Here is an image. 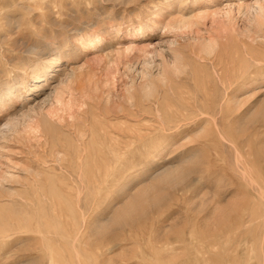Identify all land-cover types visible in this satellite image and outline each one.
<instances>
[{
	"label": "rangeland",
	"instance_id": "rangeland-1",
	"mask_svg": "<svg viewBox=\"0 0 264 264\" xmlns=\"http://www.w3.org/2000/svg\"><path fill=\"white\" fill-rule=\"evenodd\" d=\"M255 1L38 0L31 10H24L23 1L6 8L10 17L0 20V184L15 195L0 190V229L14 222L26 229L33 219L44 224L38 197L44 191L52 200V264H264V200L241 179L235 162L238 146L264 189V45L238 43L227 31L219 58L198 49V42L220 34L232 20L242 26L239 7ZM178 20L190 26H174ZM92 34L99 41L86 49L82 40ZM29 45L39 53L25 51ZM173 50L184 56V75L168 70V86L149 98L137 89L131 102L125 90L132 82L139 85L138 72L150 62V72L157 75ZM55 56L59 62L46 64ZM43 68L47 82L34 83L32 74ZM34 85H41L39 92ZM8 86L17 95L5 96ZM56 89L65 107L57 105ZM28 94L34 95L30 101ZM235 94L240 108L231 113L226 98ZM37 118L51 125L48 146L42 133L26 127ZM203 127L208 135L196 136ZM80 129L92 149L81 171L74 157L84 150ZM107 145L114 149L109 157ZM125 151L132 152L128 159L122 158ZM140 192L141 209L119 218ZM25 199L31 201L28 208ZM76 226L81 227L75 242L79 258L71 246ZM30 235L35 236L23 233L9 251L35 245ZM4 252L0 264L48 262L44 256L18 251L17 259Z\"/></svg>",
	"mask_w": 264,
	"mask_h": 264
},
{
	"label": "bare ground",
	"instance_id": "bare-ground-1",
	"mask_svg": "<svg viewBox=\"0 0 264 264\" xmlns=\"http://www.w3.org/2000/svg\"><path fill=\"white\" fill-rule=\"evenodd\" d=\"M24 3H26V5H24L25 6V8H24V10L25 9H34V8H32L31 6H33V5H31L32 4V2L33 3H35V2H37L38 0H0V20H2V19H8L9 17H10V15H9V13H7L6 12V8H14L15 6H17V5H21L23 2ZM27 1V2H26ZM39 1H41V0H39ZM238 14H240L241 15V19H243L244 20V22H243V25L242 26H236L235 27V24H234V20H232V18H230L231 20H232V22H229V24L230 23H232L231 25H228L227 27H225L222 31H221V33L220 34H218V35H214V36H210V37H208V38H205V39H203V40H201L200 42H198V49H199V53H201V54H204L205 56H207V57H211V56H215V58H216V56L219 58V56H220V53H222V46H223V43H222V39L224 38H226V36H227V31H230L234 36H235V38H234V40L235 39H237V42L239 43V41L240 42H242L244 45H246L247 44V42H246V40H249V42L251 43V44H255L256 46H262V45H264V2H262L261 0H256L254 3H252V4H248V5H246V6H240L239 7V9H238ZM231 17V16H230ZM44 18H45V16H44ZM46 19V18H45ZM44 19V20H45ZM12 21V20H11ZM14 21V20H13ZM12 21V22H13ZM48 21V20H47ZM49 21H50V19H49ZM234 21V22H233ZM238 23V22H237ZM13 25V24H12ZM237 25V24H236ZM239 25V24H238ZM10 26V25H9ZM174 26H177L178 28H186V27H189L190 25L189 24H187V21L186 20H178L177 22H176V24L174 25ZM12 38V37H11ZM231 39V38H230ZM21 41V40H20ZM82 41H84L83 42V46L86 48V49H89V48H92L98 41H99V36L97 35V34H92V35H90V36H88L87 37V39L86 40H82ZM227 41V40H226ZM236 41V40H235ZM235 41H233V42H235ZM1 42V41H0ZM53 42V41H52ZM232 42V41H231ZM227 43V42H226ZM28 44V43H27ZM61 44V43H60ZM225 44V43H224ZM234 43H232V45H233ZM47 45H49V44H47ZM52 45V44H51ZM50 45V46H51ZM54 45V44H53ZM230 45V44H229ZM231 45V46H232ZM239 45V44H238ZM244 45H243V47H244ZM44 46H45V44H44ZM233 46H236V42H235V45H233ZM240 46V45H239ZM249 46V45H248ZM25 47H26V45H25ZM246 47V46H245ZM38 48V47H37ZM46 48V47H45ZM224 48V47H223ZM226 48V47H225ZM231 48V47H230ZM233 48V47H232ZM231 48V49H232ZM235 48V47H234ZM237 48H238V46H237ZM236 48V49H237ZM22 49V48H21ZM26 50L25 51H28L29 53H39V51H37V49L35 48V47H31L30 45H29V47L28 48H25ZM40 49V48H39ZM236 49H235V51H236ZM239 49V48H238ZM241 49V48H240ZM240 49L238 50V51H240ZM247 49V48H246ZM16 50V49H15ZM234 50V49H233ZM42 51V50H41ZM221 51V52H220ZM226 51V50H225ZM251 51V50H250ZM27 52V53H28ZM240 53H242V52H240ZM235 54V53H234ZM223 55V54H222ZM225 55H227V54H225ZM238 55V54H237ZM200 56V55H199ZM239 56V55H238ZM237 56V57H238ZM240 56H242V55H240ZM225 57V56H224ZM224 57L221 59V60H223L224 59ZM237 57H235V58H237ZM59 56H55L54 58H49L50 60L49 61H46V64H55L58 60H59ZM202 58V57H201ZM205 58V57H204ZM244 58V57H243ZM19 59V58H18ZM165 59V58H164ZM203 59V58H202ZM226 59V58H225ZM13 60V59H12ZM217 60V59H216ZM229 61H230V59H228ZM234 60V59H233ZM237 60H240V59H237ZM224 61V60H223ZM241 61H242V59H241ZM21 62V61H20ZM59 62V61H58ZM222 62V61H221ZM243 62V61H242ZM241 62V63H242ZM226 63H228L229 64V62L227 61V59H226V61H225V64ZM237 63V62H236ZM240 63V62H239ZM48 64V65H49ZM233 64H234V62H233ZM246 64V63H245ZM44 65V64H43ZM148 65L153 69V66H151V63L149 62H147V64H146V66H144L143 67V69L141 70V71H139L138 72V76L140 77V79H141V81H140V83H139V85L138 86H136L135 85V83L134 82H132V84L131 85H129L128 87H127V89L125 90L127 93L126 94H128V99L131 101V102H133V101H135V94H136V91H140L141 92V94H142V96L144 97V98H149V97H153V96H155V94L158 92V89H159V87L161 88V87H166V86H168L169 84H170V76H169V74L167 73V71L168 70H170L172 73H173V75L175 76V77H178L180 74H183L184 75V72H185V69H186V64L184 63V56L182 55V53L180 52V51H178V50H173V52H172V57H171V61H169V62H167V61H163V63H162V70L156 75H154V74H152L151 72H150V70L149 69H151V68H148ZM220 65V64H219ZM224 65V64H223ZM231 65H232V63H231ZM235 65V64H234ZM237 66H238V64H236ZM243 65V64H242ZM37 67H38V65H36ZM246 66V65H245ZM36 67V68H37ZM235 67V66H234ZM50 68V67H49ZM62 68V67H61ZM60 68V69H61ZM188 68V67H187ZM221 68V67H220ZM230 68V67H229ZM232 68H233V65H232V67H231V70H232ZM240 68H241V65H240ZM35 69V68H34ZM38 69V68H37ZM44 70L43 71H39V72H36V73H34V74H32L33 76H32V78H33V82L34 83H40V82H43V83H46L47 82V78H46V69L47 68H43ZM151 69V70H152ZM223 70V69H222ZM225 70V69H224ZM255 70V69H254ZM37 71V70H36ZM229 72H230V70H228ZM192 73V72H191ZM138 76H136V77H138ZM199 76V75H198ZM195 77V76H194ZM203 78V77H202ZM20 79V78H19ZM51 79V78H50ZM136 79V78H135ZM135 79L133 80V81H135ZM213 79H215V78H213ZM69 81H72V80H69ZM69 81H68V83H69ZM132 81V80H131ZM203 82L205 81V80H202ZM264 81V80H263ZM15 82V81H14ZM17 82V81H16ZM194 82H195V79H194ZM199 82H200V80H199ZM202 82V83H203ZM261 82V81H260ZM32 83V82H31ZM68 83L67 82H63V86H66L67 87V85H68ZM72 83V82H71ZM17 84V83H16ZM42 84V83H41ZM48 84V83H47ZM46 84V85H47ZM138 84V83H137ZM199 84V83H198ZM204 84V83H203ZM7 85V84H6ZM19 85V84H18ZM43 85V84H42ZM46 85H43V86H46ZM35 86V85H34ZM50 86V85H49ZM195 86V85H194ZM196 86H197V84H196ZM203 86H205V84L203 85ZM9 87V86H8ZM18 87V86H17ZM33 87V86H32ZM48 87V86H47ZM200 87V86H199ZM202 87V86H201ZM23 88V87H22ZM35 88H36V92L38 91L39 92V90L38 89H40L41 88V85H37V86H35ZM45 88V87H44ZM170 88H171V86H170ZM205 87H203V89H204ZM258 88H259V86H258ZM30 89V88H29ZM138 89V90H137ZM183 89V88H182ZM182 89H180V90H182ZM179 90V91H180ZM244 90V89H243ZM246 90V89H245ZM260 90V89H259ZM15 91H17V90H15ZM22 91H24V90H22ZM32 91H33V89H32ZM44 91V90H43ZM164 91V90H163ZM172 91V90H171ZM198 91V90H197ZM207 91V90H206ZM1 92H2V90H1ZM29 92V91H28ZM201 92V91H200ZM208 92H210V91H208ZM207 92V93H208ZM215 92V91H214ZM242 92V91H241ZM244 92V91H243ZM26 93V92H25ZM202 93H203V91H202ZM3 94L5 95V96H8L9 98L10 97H14L15 96V94H14V86H11V87H9V88H7L4 92H3ZM24 94V93H23ZM30 94V93H29ZM28 94V96H27V98H26V101H30L33 97L32 96H34L33 94L32 95H29ZM163 94V93H162ZM181 94V93H180ZM238 94H239V91H238ZM17 95V94H16ZM236 95L237 94H235V95H231V96H227V98H226V105H227V108H228V111L229 112H231V113H233L234 111H236L238 108H240V103H239V101L237 100V97H238V95H237V97H236ZM20 96V95H19ZM23 96V95H22ZM180 96H182V95H180ZM8 97H6V98H8ZM25 97H26V95H25ZM32 97V98H31ZM51 97V96H50ZM162 97V96H161ZM19 98V97H18ZM36 98V97H35ZM55 99H56V103H57V105H60L61 107H65V104H64V102H63V97H62V91H58V89H56V91H55V97H54ZM138 98H140V97H138ZM193 98V97H192ZM12 99V98H11ZM11 99H9V100H11ZM24 99V98H23ZM141 99V98H140ZM143 99V98H142ZM182 99V98H181ZM185 99V98H184ZM2 100V95H0V101ZM13 100V99H12ZM128 100V101H129ZM139 100V99H138ZM148 100V99H147ZM156 100V99H155ZM170 100V99H169ZM191 100V99H190ZM25 101V100H24ZM34 101V100H33ZM144 101H145V99H144ZM183 101V100H182ZM181 101V102H182ZM196 101V100H195ZM138 102H140V100L138 101ZM146 102V101H145ZM165 102H167V99H166V101ZM130 103V102H129ZM170 103V102H169ZM183 103H184V101H183ZM193 103V102H192ZM24 104H25V102H24ZM134 104V103H133ZM140 104V103H139ZM146 104V103H145ZM166 104V103H165ZM171 104H172V102H171ZM131 105V104H130ZM159 105H160V103H159ZM167 105V104H166ZM170 105V104H169ZM190 105V104H189ZM196 105H198V104H196ZM203 105V104H202ZM140 106V105H139ZM165 106V105H164ZM172 106H173V104H172ZM133 107V106H132ZM131 107V108H132ZM198 107V106H197ZM123 108V107H122ZM130 108V109H131ZM144 108V107H143ZM142 108V109H143ZM171 108V107H170ZM62 109V108H61ZM124 109V108H123ZM127 109H128V107H127ZM129 109V110H130ZM138 109V108H137ZM193 109V108H192ZM31 112L33 113V112H35V107H32L31 109ZM132 110V109H131ZM141 110V109H140ZM157 110V109H156ZM207 110H208V108H207ZM133 111V110H132ZM132 111H130V112H132ZM139 112V111H138ZM144 112L146 113L147 111H145L144 110ZM36 113V112H35ZM120 113H125V111H123V112H120ZM126 113H128L127 111H126ZM134 113H136V112H134ZM148 113V112H147ZM182 113H184V112H182ZM235 113V112H234ZM262 114H263V112H261ZM26 114V113H25ZM129 114V113H128ZM156 114H158V113H156ZM22 115H24V113L22 114ZM122 115V114H121ZM124 115V114H123ZM130 115H132V114H130ZM148 115V114H147ZM167 115V114H166ZM229 115H231V114H229ZM28 116V115H27ZM27 116H25L24 115V117H27ZM183 116H186V115H183ZM158 117V116H157ZM160 118H161V116H160ZM183 118V117H182ZM96 122V121H95ZM97 123V122H96ZM95 123V124H96ZM98 124V123H97ZM211 124L213 125V126H215V127H217V130H218V125H217V123H216V119L215 118H213L212 119V121H211ZM9 124L7 123V125L6 126H8ZM11 125V124H10ZM29 125V124H28ZM90 125V124H89ZM99 126H100V124H98ZM87 126V125H86ZM98 126V127H99ZM102 126V125H101ZM100 126V127H101ZM181 126V125H180ZM211 126V125H210ZM27 128H29V130H30V132L32 131V132H34V133H42L43 134V136L45 137V139H46V141H45V143L44 144H48V142H47V139H48V136H47V134L49 135V129H51V125L48 123V121H46V119H45V121H41L40 119H35L33 122H31V124L29 125V126H26ZM214 127V128H215ZM85 128V127H84ZM90 128H91V126H90ZM89 128V129H90ZM123 128L124 127H122L121 128V130H123ZM213 128V127H212ZM88 129V130H89ZM100 129H102V128H100ZM105 129V128H104ZM91 130H92V128H91ZM95 130H97V129H95ZM113 130H114V128H113ZM120 130V131H121ZM125 131L127 130L126 128L124 129ZM99 131V130H98ZM102 131V130H101ZM104 131V130H103ZM76 132V131H75ZM90 132V131H89ZM88 132V133H89ZM106 132H108V130L106 129ZM119 132V131H118ZM140 132H143V131H140ZM103 133H105V132H103ZM124 133V132H123ZM126 133V132H125ZM124 133V134H125ZM144 133V132H143ZM146 133V132H145ZM208 133H209V131H208V129L205 127H203L202 129H200L199 130V132L197 133V135L196 136H199V135H204V136H206V135H208ZM58 134V133H57ZM56 134V135H57ZM94 134H96V132L94 133ZM93 134V132H92V136L94 135ZM55 135V136H56ZM78 135L80 136V138L81 139H79V141L78 142H80V145H81V147L83 148L84 147V153H83V151L81 152H79V150H78V152L79 153H76V155L74 156V157H76V159H77V163H76V169L77 170H83L84 168H83V165H82V159L84 158H86L87 156L89 157V155H90V151L92 150V149H90V147H89V144L90 143H88V146L85 144V143H87L86 142V140H85V131H81V129H80V133H78ZM98 135V134H97ZM104 135V134H103ZM87 136V135H86ZM91 136V137H92ZM100 136V135H99ZM102 136V135H101ZM108 136H110V134L108 133ZM106 137V136H105ZM225 137V136H224ZM50 138V137H49ZM76 138H77V135H76ZM104 138V137H103ZM141 138H142V144H144L145 143V137L144 136H141ZM44 139V140H45ZM95 139V138H94ZM93 139V140H94ZM188 139V138H187ZM90 140V139H89ZM104 140V139H103ZM51 141H52V139H51ZM60 141V140H59ZM68 141V140H67ZM67 141H63V142H67ZM92 141V140H91ZM116 141V140H115ZM123 141V140H122ZM222 141H223V139H222ZM112 142V141H111ZM58 143V142H57ZM95 143V142H94ZM46 144V145H47ZM64 144V143H63ZM63 144L61 143L60 145H62L63 146ZM92 144V143H91ZM104 144V143H103ZM53 145H54V143H53ZM68 145V144H67ZM76 145V144H75ZM93 145V144H92ZM105 145V144H104ZM103 145V146H104ZM221 145V144H220ZM232 145V144H231ZM263 145H264V143H263ZM48 146V145H47ZM55 146V145H54ZM61 146V147H62ZM65 146V145H64ZM77 146V145H76ZM68 147V146H67ZM78 147V146H77ZM107 147L109 148V150H107V151H105V153H104V155H106L107 157H109V155L110 154H113V152H114V149L113 148H111V146L110 145H107ZM52 148H53V146H52ZM70 148V147H69ZM68 148V149H69ZM91 148H93L92 146H91ZM96 148V147H95ZM104 148V147H103ZM119 148V147H118ZM54 149V148H53ZM55 151L54 152H56V156L57 157H59L60 155H62V152H61V150L59 149V148H56L55 147ZM67 149V148H66ZM72 149V148H71ZM70 149V150H71ZM76 149V148H75ZM74 150V149H73ZM51 151H53V150H51ZM94 151V150H93ZM96 151H98V153H99V151L100 150H96ZM67 152V151H66ZM74 152H76V151H74ZM73 152V153H74ZM235 152L237 153V159L235 160V162H236V165H237V167H238V171H239V173H240V176H241V179L246 183V184H248L251 188H254L255 190H256V194H257V196L259 195V197L262 199V200H264V189L260 186V184H259V182H258V178L255 176V174H254V169H253V165H251L249 162H247L244 158H243V156H242V154L240 153V150H239V148H238V146H235ZM93 153V152H92ZM96 153V152H95ZM97 153V154H98ZM166 153V152H165ZM164 153V154H165ZM97 154L96 155H94L93 154V156L92 157H94V156H97ZM55 155V154H54ZM53 155V156H54ZM68 155V157H70L69 156V154H67ZM98 155H100L101 156V154H98ZM132 155V152H130V151H125V152H123L122 153V158L123 159H128L130 156ZM55 156V157H56ZM160 156V155H159ZM247 156V155H246ZM249 156V155H248ZM247 156V157H248ZM66 158H67V156H65ZM98 157V156H97ZM235 157H236V155H235ZM74 159V158H73ZM75 159V160H76ZM89 159H91L90 157H89ZM96 159V158H95ZM55 160V159H54ZM72 159H70V161H71ZM74 160V161H75ZM86 160H87V158H86ZM93 160V159H92ZM121 160V159H120ZM262 160V159H261ZM60 161V165H61V159L59 160ZM88 161V160H87ZM91 161V160H90ZM94 161V160H93ZM73 161H71V163H72ZM57 164V163H56ZM85 164V163H84ZM89 164V163H88ZM101 164V163H100ZM85 166H87L86 164H85ZM89 166V165H88ZM87 166V167H88ZM96 166V165H95ZM111 164H109L108 165V167H107V170H110L111 169ZM255 167H256V165H255ZM65 169H66V167H65ZM104 169V168H103ZM53 170V169H52ZM76 171V170H75ZM98 171V170H97ZM178 171V170H177ZM258 171V170H257ZM91 172V171H90ZM256 172V171H255ZM79 174H80V172H79ZM49 178V177H48ZM195 178V177H194ZM262 178V177H261ZM79 179V178H78ZM35 180V179H34ZM47 180V179H46ZM61 180V179H60ZM262 180V179H261ZM51 181V180H50ZM259 181H260V178H259ZM48 182H49V179H48ZM261 182V181H260ZM29 183V182H28ZM48 184V183H47ZM262 184V183H261ZM82 185H84V184H82ZM90 185V184H89ZM90 186H92L93 187V185H90ZM262 186H264V185H262ZM30 187V186H29ZM51 187V186H50ZM97 187H98V185H97ZM258 187H259V191H258ZM43 189V188H42ZM150 189H151V187H150ZM153 189V188H152ZM0 190L1 191H4L5 193H6V195L7 196H9V197H13L14 195H15V193H14V191H13V189L12 188H9V187H6V186H4V185H2V184H0ZM154 190V189H153ZM51 193V192H50ZM39 196V198H40V200L42 201V203H43V205H44V208H45V216H44V224H41V223H37L36 224V219L34 220L33 219V221H32V226L31 227H29V228H26V229H22L21 227H20V225H19V222H14V223H11V225H10V227L9 228H7V229H5V228H1L0 229V250L1 249H5V252H4V256H7V257H15V256H17V259H19L20 258V256H21V254L20 253H22V254H24V256L25 257H35V256H44V257H47L48 258V262H47V264H52V259H51V255H52V240H53V233L51 232V224H50V222H49V211H50V207L52 206V200H51V198H50V196L48 195V194H46V192H44V191H40V194H38ZM80 195V194H79ZM3 196H1L0 195V198H2ZM52 198H54V196L52 197ZM143 198V194H142V192H140L138 195H136V196H134V197H131L130 198V200L127 202V204L123 207V210H122V212H121V217L119 216V218H125L126 216H129V215H131V214H133V213H135V212H137V211H139L141 208H140V206H141V199ZM23 201V200H22ZM25 205H24V207L25 208H28L29 206H30V204H31V201H29V200H27V199H25ZM80 203V202H79ZM55 206V205H54ZM1 210V209H0ZM54 211V210H53ZM1 211H0V219L2 220V217H1ZM116 220V219H115ZM73 221V220H72ZM74 221H76V220H74ZM114 221V220H113ZM264 222V221H263ZM31 223V222H30ZM74 223V222H73ZM86 225L87 224V221H86V219L84 218V217H82V226L83 225ZM76 231L75 232H73L72 234V244H71V246H72V251H73V253H74V256L76 257V258H79L80 257V252H79V249L76 247V245H75V242L77 241V239H78V236H79V234H80V231H81V227L79 226V227H77L76 226ZM98 229L100 230V228H97V231H98ZM27 232H31V233H33V234H35V236L34 235H30L29 237H28V240L29 241H37L36 242V244L35 245H30V246H25V247H19L20 249L18 250V251H21L20 253L18 252V251H14L13 250V248H11V251H9V248L8 247H10V246H12V244H14V242L15 241H17L18 240V238L19 237H21L22 236V234L23 233H27ZM95 232V231H94ZM111 247V246H110ZM113 249V245H112V247L111 248H108V252H111V250ZM2 255V254H1ZM54 257V256H53ZM78 260V259H77ZM79 261V260H78ZM81 263V262H80ZM13 264H39V263H37L36 261H29V262H27V263H13Z\"/></svg>",
	"mask_w": 264,
	"mask_h": 264
}]
</instances>
